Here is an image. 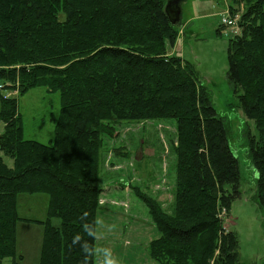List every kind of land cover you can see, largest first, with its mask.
Instances as JSON below:
<instances>
[{"label":"trees","instance_id":"obj_1","mask_svg":"<svg viewBox=\"0 0 264 264\" xmlns=\"http://www.w3.org/2000/svg\"><path fill=\"white\" fill-rule=\"evenodd\" d=\"M228 2L231 14L243 6L241 32L228 41L226 77L258 133L248 144L264 225V0ZM165 4L0 0V82L17 86L21 96L43 87L60 102L52 138L43 144L24 139L18 100L0 96V151L12 160L9 168L0 157V264H22L20 222L43 228L35 264H83L80 247L72 245L82 223L98 217L108 223L114 213L100 204L110 151L104 139L117 137L122 122L154 121L174 124L175 173L167 209L132 187L156 230L148 257L154 264H237L238 238L224 217L240 196L238 161L194 66L167 55L177 25ZM34 194L48 196L44 221L18 216V197Z\"/></svg>","mask_w":264,"mask_h":264},{"label":"rangeland","instance_id":"obj_2","mask_svg":"<svg viewBox=\"0 0 264 264\" xmlns=\"http://www.w3.org/2000/svg\"><path fill=\"white\" fill-rule=\"evenodd\" d=\"M180 7L177 38L173 46L167 45V55L194 66L209 91L217 116L224 122L229 147L237 158L240 196L231 202L224 217L226 229L236 233L238 238L237 264H264L263 210L255 192L257 175L251 165L248 144L249 138L258 139V133L253 121L248 120L238 107L240 90H236L226 77L228 41L234 35L221 23L224 14L230 12L229 2L184 0ZM242 11L243 6H236L232 11L234 14H230L238 16ZM8 84L11 83L0 82L4 88L0 89V96L18 100L24 139L49 143L58 117L59 94L37 87L21 96L17 86L9 89ZM173 126L165 121L122 122L116 127L117 137L104 139L105 144L109 141L110 151L101 174L103 195L100 204L106 212L114 213L110 214V222L104 221L103 235L96 243L111 247L121 264H154L148 257L147 247L156 236V230L148 208L135 196L132 187L157 199L164 209L171 204L175 173V157L170 149L175 143ZM2 129L0 123V133ZM115 151L116 154L128 152L130 156L123 159L115 156ZM0 157L9 168L12 167L11 158L1 151ZM47 207L48 196L44 194L18 197L17 213L22 219L44 221ZM53 223L58 225L59 222L53 220ZM42 235L41 225L17 224L16 248L24 255L22 264L37 263Z\"/></svg>","mask_w":264,"mask_h":264},{"label":"clouds","instance_id":"obj_3","mask_svg":"<svg viewBox=\"0 0 264 264\" xmlns=\"http://www.w3.org/2000/svg\"><path fill=\"white\" fill-rule=\"evenodd\" d=\"M103 228L105 225L102 218L98 217L91 222L85 220L82 223V232L73 238L72 245H78L83 254V264H93V262L94 264H121V260L111 247L92 242L103 235Z\"/></svg>","mask_w":264,"mask_h":264},{"label":"water","instance_id":"obj_4","mask_svg":"<svg viewBox=\"0 0 264 264\" xmlns=\"http://www.w3.org/2000/svg\"><path fill=\"white\" fill-rule=\"evenodd\" d=\"M184 0H166L165 13L172 25H177L182 13L180 4Z\"/></svg>","mask_w":264,"mask_h":264},{"label":"built area","instance_id":"obj_5","mask_svg":"<svg viewBox=\"0 0 264 264\" xmlns=\"http://www.w3.org/2000/svg\"><path fill=\"white\" fill-rule=\"evenodd\" d=\"M224 15L225 17L222 19L221 24L230 30L234 36L239 35L241 32V28L239 26L240 14H238V16H232L230 12H226ZM0 89H2L1 86Z\"/></svg>","mask_w":264,"mask_h":264},{"label":"crops","instance_id":"obj_6","mask_svg":"<svg viewBox=\"0 0 264 264\" xmlns=\"http://www.w3.org/2000/svg\"><path fill=\"white\" fill-rule=\"evenodd\" d=\"M170 54H172V53H170ZM19 254L22 256V259H23V262H24V255L22 253H20V252H19ZM37 259H38V257H37ZM26 264H33V263H26Z\"/></svg>","mask_w":264,"mask_h":264}]
</instances>
